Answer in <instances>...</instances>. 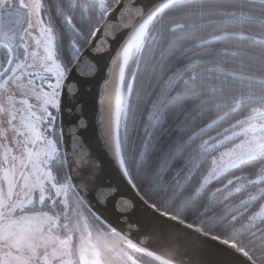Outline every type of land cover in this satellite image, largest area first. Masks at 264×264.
<instances>
[{
	"label": "snow or ice",
	"instance_id": "1",
	"mask_svg": "<svg viewBox=\"0 0 264 264\" xmlns=\"http://www.w3.org/2000/svg\"><path fill=\"white\" fill-rule=\"evenodd\" d=\"M103 55L104 142L150 210L122 228L61 119ZM194 237L264 264V0H0V264H188Z\"/></svg>",
	"mask_w": 264,
	"mask_h": 264
},
{
	"label": "water",
	"instance_id": "2",
	"mask_svg": "<svg viewBox=\"0 0 264 264\" xmlns=\"http://www.w3.org/2000/svg\"><path fill=\"white\" fill-rule=\"evenodd\" d=\"M113 48L117 42H111ZM98 72L93 77H74V84L77 88V95L74 100L67 102L62 112V122L67 133L70 129L76 131L78 137L87 147L90 156L83 161L84 166H91L94 183L89 185L90 191L101 190L105 192L106 203L96 205L103 216L117 228L124 226L125 220L138 223H145L150 210L136 196L135 192L123 179L111 152L104 142V134L110 130L112 118V102L115 88L118 83L119 64L108 78L107 68L109 58L107 55L97 57ZM105 81L107 83L105 84ZM101 99L103 103H101ZM71 108L72 111L68 109ZM78 125L80 126L77 128ZM65 144L71 145L69 135L65 136ZM75 159V158H74ZM89 202L95 204L89 197ZM134 205L129 208L126 215H122L121 209L127 204ZM141 229L140 234L134 233V238L144 239ZM119 239V238H118ZM145 246L164 258H168V250L161 247L154 239H145ZM183 257L188 264H217L220 256L214 242H203L195 237L185 249ZM257 264H260L257 262Z\"/></svg>",
	"mask_w": 264,
	"mask_h": 264
},
{
	"label": "trees",
	"instance_id": "3",
	"mask_svg": "<svg viewBox=\"0 0 264 264\" xmlns=\"http://www.w3.org/2000/svg\"><path fill=\"white\" fill-rule=\"evenodd\" d=\"M165 127H167V125H165ZM115 239H116L118 242H120L119 239H118V237H112V238L110 239V243H114ZM146 259L148 260V264H159V261H155V260H153V259H151V258H146ZM257 262L260 263L259 260H257ZM113 264H116V262L113 261Z\"/></svg>",
	"mask_w": 264,
	"mask_h": 264
},
{
	"label": "bare ground",
	"instance_id": "4",
	"mask_svg": "<svg viewBox=\"0 0 264 264\" xmlns=\"http://www.w3.org/2000/svg\"><path fill=\"white\" fill-rule=\"evenodd\" d=\"M113 104H114V98H113V102H112V111H111V114H112V112H113Z\"/></svg>",
	"mask_w": 264,
	"mask_h": 264
},
{
	"label": "flooded vegetation",
	"instance_id": "5",
	"mask_svg": "<svg viewBox=\"0 0 264 264\" xmlns=\"http://www.w3.org/2000/svg\"><path fill=\"white\" fill-rule=\"evenodd\" d=\"M114 243H119V242L115 239Z\"/></svg>",
	"mask_w": 264,
	"mask_h": 264
}]
</instances>
